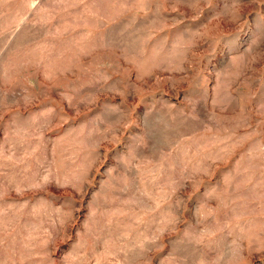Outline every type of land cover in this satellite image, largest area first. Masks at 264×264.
<instances>
[{"label": "rangeland", "instance_id": "rangeland-1", "mask_svg": "<svg viewBox=\"0 0 264 264\" xmlns=\"http://www.w3.org/2000/svg\"><path fill=\"white\" fill-rule=\"evenodd\" d=\"M0 264H264V0H0Z\"/></svg>", "mask_w": 264, "mask_h": 264}]
</instances>
